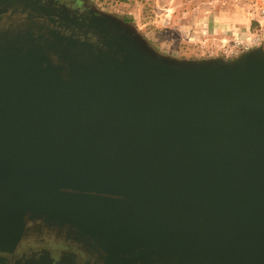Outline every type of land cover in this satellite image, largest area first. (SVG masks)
<instances>
[{"label":"water","instance_id":"obj_1","mask_svg":"<svg viewBox=\"0 0 264 264\" xmlns=\"http://www.w3.org/2000/svg\"><path fill=\"white\" fill-rule=\"evenodd\" d=\"M97 32L0 31V257L39 233L98 264H264V51Z\"/></svg>","mask_w":264,"mask_h":264},{"label":"rangeland","instance_id":"obj_2","mask_svg":"<svg viewBox=\"0 0 264 264\" xmlns=\"http://www.w3.org/2000/svg\"><path fill=\"white\" fill-rule=\"evenodd\" d=\"M78 1L126 25L159 56L177 61H225L247 51L233 48L217 34H202L201 26L214 21L221 27L238 28L244 35L247 27L254 26V6L260 0Z\"/></svg>","mask_w":264,"mask_h":264},{"label":"flooded vegetation","instance_id":"obj_3","mask_svg":"<svg viewBox=\"0 0 264 264\" xmlns=\"http://www.w3.org/2000/svg\"><path fill=\"white\" fill-rule=\"evenodd\" d=\"M102 17L78 0H0V31L34 24L63 36L94 41L99 37L97 27ZM0 259V264H98L80 245L46 241L39 233Z\"/></svg>","mask_w":264,"mask_h":264},{"label":"built area","instance_id":"obj_4","mask_svg":"<svg viewBox=\"0 0 264 264\" xmlns=\"http://www.w3.org/2000/svg\"><path fill=\"white\" fill-rule=\"evenodd\" d=\"M254 13L255 16L252 18L254 26H249L245 38L231 43L233 48L244 51L261 48L264 51V0L255 4Z\"/></svg>","mask_w":264,"mask_h":264},{"label":"crops","instance_id":"obj_5","mask_svg":"<svg viewBox=\"0 0 264 264\" xmlns=\"http://www.w3.org/2000/svg\"><path fill=\"white\" fill-rule=\"evenodd\" d=\"M249 27L246 28L245 30V34L241 35L240 34V29L238 28H227V27H221L218 25H215L214 21L213 22H208L206 25H202L201 29H202V34H204V31H206V33H214L217 34V38H221L223 42L230 44L235 40H242L243 38L246 37V33H247V29ZM225 29V31L223 30ZM240 34V35H239Z\"/></svg>","mask_w":264,"mask_h":264}]
</instances>
